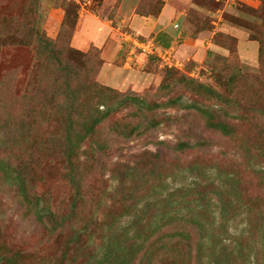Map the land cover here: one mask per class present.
Wrapping results in <instances>:
<instances>
[{"label": "rangeland", "instance_id": "rangeland-1", "mask_svg": "<svg viewBox=\"0 0 264 264\" xmlns=\"http://www.w3.org/2000/svg\"><path fill=\"white\" fill-rule=\"evenodd\" d=\"M165 1L0 0V125L25 130L22 133L30 132L32 138L28 146L36 149L47 138L59 137L65 124L55 116L52 108V98L59 101L55 95L59 93L56 91L55 96H51L56 86L53 82L57 80L61 84L64 80L63 77L58 80L53 66L58 55L63 63L86 66L100 85L117 93L145 97L158 104L173 96L156 90L166 78L167 71L171 70L172 82L185 75L215 88L222 98L234 99L236 107L232 112L236 117L229 119L233 126L232 134L224 137L211 131L193 111H189L192 119L162 121L158 125L160 128L153 133L158 139L175 141V137L180 135L179 127H190L202 131L207 141L201 147L187 148L178 157L179 162H167L159 172L165 183L171 186L174 174L178 179L175 185L181 184L179 179L184 175L188 177L187 182L191 181L187 172L190 164L199 169L207 166L205 173H212L215 171L211 170L212 165L222 163L225 171L233 170V175L238 178L236 193L239 192L248 203L257 220L258 215L261 218L264 212V0H172L176 3L172 24L181 31L180 38L173 49L169 46L158 49L152 37L131 27L129 18L133 14L157 17ZM87 17L92 21L87 25L88 30L96 33L98 38L94 37V43L102 44L101 48L93 42L88 44L89 37L82 38L76 33L79 19ZM40 37L54 41L57 44L55 48L58 45L65 47V51L52 57L38 39ZM183 39L188 40L186 47L180 45ZM182 48H186V57L185 53L184 56L179 55ZM70 49L80 52L72 54ZM83 82L84 78L68 81L65 87L69 88L72 97L82 98L88 92ZM177 86L180 91L174 94L183 96L184 101L218 106L214 98L208 100L191 95L182 91L183 85ZM157 112L160 114L158 119L184 114L183 110L174 107H159ZM106 129L107 125H103L102 131ZM122 141L120 145L123 144V152L127 154L153 150V145L145 143L142 138ZM116 156L109 157L108 163L113 164ZM86 164L81 166L85 170L82 174L84 190H90L96 196H100V192H109L103 214L99 213L100 209L96 211L100 216H113L116 220L124 210L115 203L117 196L113 193L120 183L122 173L119 172L122 170L114 173L106 170L103 175H98L90 162ZM34 176L37 177L36 191L44 195L52 208L58 204L68 206L72 188L66 181L64 164L59 158L52 157L41 163ZM136 185L140 191L152 193L149 185L137 181ZM225 192L218 191L221 197L209 195L214 197L215 203L221 204L217 199H229ZM224 206L228 215L236 212L232 203ZM90 211L82 210V214L88 218ZM218 213V210L213 213L216 222L219 221ZM19 225L23 227L25 223L19 222ZM94 226L97 229L93 238L97 246L101 231L107 230L108 225L99 221ZM254 226V229L251 226V235L240 236L244 228L246 231L249 229L238 216L223 226L219 236L226 238L225 244L230 241L231 244L234 241L249 243L264 264V231ZM28 228L29 231L23 232L17 229L16 224L8 226L6 234L2 233L4 247L10 249L14 244L22 248L29 257L27 264L34 260L38 264L53 261L59 255L61 241H55L54 236H49L42 226L29 224ZM217 233L214 228L208 237L215 238ZM147 239L151 241L153 236ZM145 248L152 251L153 246ZM126 249L130 250L127 246ZM162 255L152 251L135 264H172L170 258H161ZM86 259L83 257L77 264H84Z\"/></svg>", "mask_w": 264, "mask_h": 264}, {"label": "trees", "instance_id": "trees-1", "mask_svg": "<svg viewBox=\"0 0 264 264\" xmlns=\"http://www.w3.org/2000/svg\"><path fill=\"white\" fill-rule=\"evenodd\" d=\"M38 39L52 57L65 51L61 45L55 48L57 44L48 38ZM71 51L72 54L80 52ZM53 66L58 80L64 78L61 84L57 80L53 82L56 86L51 93V96L56 91L59 93L55 94L59 101L52 98V108L55 116L65 124L59 137L47 138L36 149L28 146L32 138L30 132L22 133L25 130L0 125V264L28 262L29 257L22 248L14 244L10 249L4 247L2 236L11 224H16L23 232L30 230L29 224L42 226L55 241H61L59 255L43 264H77L83 257L87 258L84 264H135L152 251L162 253L161 258H170L172 264H181V261L188 262L184 264H261L256 250L249 243L234 241L231 244L230 241L225 244L226 238L219 236L223 226L238 216L249 229L244 228L240 236L251 235L254 225L264 231V212L255 220L251 207L239 192L236 193L238 178L233 175V170L225 171L222 163H216L211 168L215 171H208V174L205 173L207 166L199 169L190 164L187 172L191 181L187 182L188 177L184 175L179 179L181 184L175 185L178 179L174 174L171 186L165 183L159 172L165 163L179 162L178 157L184 150L201 147L207 140L202 131L190 127H179L180 135L175 141L158 139L153 135L160 128L158 125L164 120L192 119L189 111H193L206 128L228 137L233 130L229 119L236 117L232 112L236 107L233 98H222L215 88L185 75L172 82L171 70H168L156 90L173 96L158 104L145 97L117 93L100 85L86 66L63 63L59 55ZM79 78H84L83 87L88 92L82 98L72 97L65 86L68 81ZM177 84L183 85L182 91L191 95L208 100L214 98L218 106H203L190 99L184 101L183 96L174 94L180 91ZM159 107H174L183 110L184 114L158 119ZM103 125H107L106 131H102ZM130 138H142L145 143L153 145V150L124 153L120 143ZM112 155H117V160L109 164ZM52 157L63 162L66 181L72 188V196L65 207L58 204L52 208L35 188L37 167ZM88 162L97 169L98 175H103L106 170L111 173L122 170L119 172L122 173L120 183L113 193L117 196L115 203L124 210L116 220L113 216L99 215L106 208L109 192H100V196H96L92 191L84 190L82 174L85 170L81 166ZM136 181L149 185L152 193L140 191ZM224 190L229 199H217L221 204L215 203L209 194L221 197L218 191ZM230 203L236 211L231 216L224 206ZM87 209L92 211L88 218L82 214V210ZM217 210L218 222L213 215ZM123 217L127 218L121 220ZM99 221H105L108 229L101 231L96 246L93 237L97 228L94 225ZM19 222L25 226H20ZM214 228L218 231L217 236L208 237ZM149 236H153L151 241H147ZM236 238L240 241L238 234ZM149 245L153 246L152 251L145 248ZM132 246L135 248L131 249ZM262 260L264 262V257ZM38 263L34 260L32 264Z\"/></svg>", "mask_w": 264, "mask_h": 264}, {"label": "crops", "instance_id": "crops-1", "mask_svg": "<svg viewBox=\"0 0 264 264\" xmlns=\"http://www.w3.org/2000/svg\"><path fill=\"white\" fill-rule=\"evenodd\" d=\"M176 7V3L173 2L172 0H166L159 15L157 17H146V16H138L133 14L130 18V24L131 27L136 29L139 33H142L143 35H147L149 37H152L154 44L158 49H161L164 47L163 46H169V48L173 49L172 46L176 47V43H178V38H180V32L178 30V27H174L172 24L173 21V15H174V10ZM96 18V17H95ZM89 18H84L82 20L79 19L78 26L76 33L78 35H81L83 38L84 36L89 37V43L96 41V33L94 31H89L88 30V23L92 22L88 20ZM95 39H93V38ZM98 38V37H97ZM76 39V38H75ZM187 41L186 39H183L182 43L180 44L181 46H187ZM75 43V40H74ZM96 43H94L95 45ZM97 45V44H96ZM100 48L102 47L101 45H97ZM80 48V47H79ZM186 49V48H185ZM184 48L179 50V55L185 57L187 55Z\"/></svg>", "mask_w": 264, "mask_h": 264}, {"label": "built area", "instance_id": "built-area-1", "mask_svg": "<svg viewBox=\"0 0 264 264\" xmlns=\"http://www.w3.org/2000/svg\"><path fill=\"white\" fill-rule=\"evenodd\" d=\"M148 50H150V46H149Z\"/></svg>", "mask_w": 264, "mask_h": 264}]
</instances>
